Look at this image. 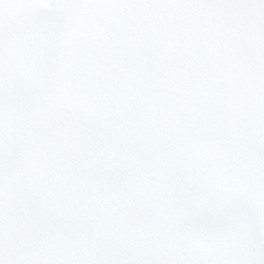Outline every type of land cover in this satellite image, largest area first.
Returning <instances> with one entry per match:
<instances>
[{"label": "snow or ice", "instance_id": "6c2138e0", "mask_svg": "<svg viewBox=\"0 0 264 264\" xmlns=\"http://www.w3.org/2000/svg\"><path fill=\"white\" fill-rule=\"evenodd\" d=\"M0 264H264V0H0Z\"/></svg>", "mask_w": 264, "mask_h": 264}]
</instances>
